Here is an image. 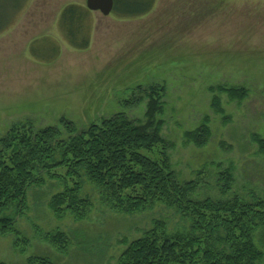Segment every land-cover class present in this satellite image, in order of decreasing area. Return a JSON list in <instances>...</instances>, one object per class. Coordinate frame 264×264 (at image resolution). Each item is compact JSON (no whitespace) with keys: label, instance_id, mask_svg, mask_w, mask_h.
Here are the masks:
<instances>
[{"label":"rangeland","instance_id":"374dc122","mask_svg":"<svg viewBox=\"0 0 264 264\" xmlns=\"http://www.w3.org/2000/svg\"><path fill=\"white\" fill-rule=\"evenodd\" d=\"M85 1L30 0L0 32V138L13 123L25 121L35 129L56 126L63 134L62 117L78 130L120 112L145 122L148 98L128 107L125 101L137 86L160 84L165 87L163 113L157 116L164 123L161 136L171 144L168 154L179 179L197 182L193 198H264V152L253 140L254 134L264 140V0H157L150 13L135 19L94 11L91 46L75 50L52 25L58 26L63 6ZM45 37L60 46L48 62L35 52ZM218 85L244 87L247 97L238 103L226 92H210ZM213 95L222 112L211 106ZM204 118L210 137L197 147L184 133ZM223 170L233 180L227 196L219 192ZM60 184L48 179L29 189L27 209L16 219L20 236L0 235L1 261L25 264L30 256H47L56 264H116L123 238L140 236L154 220L178 224L179 217L162 205L132 215L117 212L88 182L89 214L83 220L58 219L47 203ZM55 231L69 240L64 253L45 239ZM20 237L28 242L23 251L16 246Z\"/></svg>","mask_w":264,"mask_h":264},{"label":"trees","instance_id":"16d2710c","mask_svg":"<svg viewBox=\"0 0 264 264\" xmlns=\"http://www.w3.org/2000/svg\"><path fill=\"white\" fill-rule=\"evenodd\" d=\"M28 1L0 0V32L17 21ZM156 3L113 0L112 13L117 18H142ZM91 15L85 5L78 3L61 9L57 24L71 49L90 46ZM45 38L35 51L42 54L35 55H45L44 61L48 62L59 54L60 46L57 39ZM209 90L226 92L238 103L248 94L246 88L237 86L218 85ZM164 95L163 85L137 86L124 105L134 106L144 96L148 98L146 120L140 123L122 112L92 121L81 130L62 117L59 124L65 134L56 126L35 129L30 121L13 123L0 138V235L20 236L15 225L27 209V192L43 186L48 179L61 183V189L47 203L54 216L83 220L93 206L84 194L88 182L104 204L124 215L162 205L179 217L175 226L154 220L140 236L123 238L124 248L116 264H264V198L253 196L247 200L237 194L226 199L193 198L197 182L179 179L168 154L171 144L161 136L164 123L157 116L163 113ZM211 101L215 111H223L218 96L213 95ZM207 120L186 131V141L197 147L205 145L210 137ZM253 140L264 152V140L256 134ZM219 174V192L227 196L232 176L227 170ZM45 239L60 253L69 245L61 231L49 233ZM17 240L16 246L23 251L27 240ZM0 264L6 263L0 260ZM25 264L56 263L47 256H30Z\"/></svg>","mask_w":264,"mask_h":264},{"label":"water","instance_id":"95a60500","mask_svg":"<svg viewBox=\"0 0 264 264\" xmlns=\"http://www.w3.org/2000/svg\"><path fill=\"white\" fill-rule=\"evenodd\" d=\"M86 8L90 11H99L109 15L113 9V0H86Z\"/></svg>","mask_w":264,"mask_h":264},{"label":"crops","instance_id":"0c3cea01","mask_svg":"<svg viewBox=\"0 0 264 264\" xmlns=\"http://www.w3.org/2000/svg\"><path fill=\"white\" fill-rule=\"evenodd\" d=\"M57 16H59V15H57ZM57 19H58V17H57ZM57 19H56V20H57ZM56 20H55V21H56ZM56 22H57V21H56ZM57 25H58V24H57ZM52 26H53V27H52V30L55 31L56 33H58L57 30L59 29V26H56L54 23H53ZM92 29H93V28H92ZM58 34L60 35L61 33H58ZM91 38H92V37H91ZM91 43H92V40H91ZM91 43H90V46H91ZM68 47H69V46H68ZM69 48H70V47H69Z\"/></svg>","mask_w":264,"mask_h":264}]
</instances>
